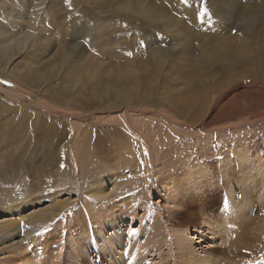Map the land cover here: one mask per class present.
<instances>
[{"label":"rangeland","instance_id":"1","mask_svg":"<svg viewBox=\"0 0 264 264\" xmlns=\"http://www.w3.org/2000/svg\"><path fill=\"white\" fill-rule=\"evenodd\" d=\"M13 1L0 0V264H264V0H50L39 25L36 0L21 17ZM85 130L129 140V157L93 160ZM96 182L109 197L87 193ZM132 191L136 217L109 225L99 203ZM51 232L59 259L26 246Z\"/></svg>","mask_w":264,"mask_h":264},{"label":"bare ground","instance_id":"2","mask_svg":"<svg viewBox=\"0 0 264 264\" xmlns=\"http://www.w3.org/2000/svg\"><path fill=\"white\" fill-rule=\"evenodd\" d=\"M25 1L26 0H14L12 3H11V6H10V10L11 11H15L18 13V17H21L23 15V12L25 11ZM37 3L39 4L38 6H34V8L31 9L30 11V19L34 22L35 25H39L40 22H42L43 20L46 19L47 15H46V12H45V8H44V5L45 3H48L50 0H36ZM51 6V5H50ZM49 8V7H48ZM47 10V9H46ZM258 11H263V8H259ZM1 13L3 14V11L1 10ZM31 29L33 30V27H31ZM27 37L24 38V41H22L21 39L19 40H11V42H8L6 43L4 46H3V51H8V50H11V49H14L16 47H19V44L22 46L23 44H27L26 41H27ZM13 41L15 43H13ZM259 67V66H258ZM256 98L259 99L258 95H255ZM251 98V97H250ZM252 99V98H251ZM254 100V99H253ZM203 101V100H202ZM261 102V101H260ZM256 107V106H255ZM99 109V108H98ZM102 109V108H101ZM35 115V114H34ZM23 116V115H22ZM29 116V115H28ZM218 116V115H217ZM37 117V116H36ZM24 118V117H22ZM32 119V117H31ZM29 120V119H28ZM33 120V119H32ZM36 120V118H35ZM37 122V121H36ZM186 122V121H184ZM19 124V123H18ZM23 124V123H22ZM32 124V122H31ZM24 125V124H23ZM189 125V124H188ZM21 126V125H20ZM27 127V126H26ZM36 128V127H35ZM52 129V128H51ZM30 130V129H29ZM39 130V129H38ZM21 131V130H20ZM37 131V130H36ZM43 131V130H42ZM26 132V130H25ZM54 132V131H53ZM28 133V132H27ZM31 133V132H30ZM81 133V137L79 139V143H82L84 144L85 146V149H82L84 152L85 150L90 146L91 148H94V152L91 156L93 157V160H96L97 159V152L100 148H107V149H104V153H102V155L104 157H106L107 160H109L110 158H112L113 156L115 157H118L121 161H123V159L125 158H128L129 157V147H128V141H126V147H123L121 146V144H118L116 141H113V140H108V139H104V138H101L102 136H100V134H97V133H93L92 135H89V132L87 130L83 131V132H79ZM47 134V133H46ZM28 136V135H27ZM95 137H100L99 139H94ZM109 137V136H108ZM28 138V137H27ZM93 138V139H92ZM117 138V136H116ZM59 139V138H58ZM120 139V138H119ZM118 140V139H117ZM120 142V141H119ZM122 148H124L126 150V154L124 153V151L122 150ZM87 151V150H86ZM121 151V152H120ZM123 151V152H122ZM132 153H135V151H132ZM132 155V154H131ZM136 155V154H135ZM85 156L90 160V155L89 153H86ZM132 157V156H131ZM134 158V157H133ZM237 160H242V159H237ZM222 164H221V168H226V165H228L227 162L225 161H221ZM236 162V160H235ZM246 157L244 158V163L243 166L241 167V177L239 179V181L237 182V184L239 185V187L243 190V193L244 194H248V191H249V187L250 185L247 184L246 181H251L252 179V176H253V170L250 169L249 165L246 164ZM237 163V162H236ZM259 164V163H258ZM262 167V165L259 164L258 168L260 169ZM110 168V166H109ZM204 168V167H203ZM201 173V172H199ZM109 174V173H107ZM203 174H205V169H204V172H202V175L199 177V179L197 181H194V183H196L195 185H198L200 184V179H202L203 177ZM104 177V175L102 176ZM113 177V176H112ZM97 178V177H96ZM102 180L104 178H101ZM146 181V180H145ZM102 185V182H96V183H93L92 185H90V187H88L87 189V193L89 195H101V198H107L109 197L105 191V189H103V187L101 186ZM214 185V188H215V184ZM237 185V186H238ZM143 186V185H142ZM145 188H146V185H145ZM200 187H198L199 189ZM144 189V188H143ZM219 188L216 187L214 190L211 191V195L210 196H214V194H217L219 192L218 190ZM147 191V189H146ZM133 192V193H132ZM128 194H125V195H121V193L119 194V199L117 200L119 203L123 204L122 207H116L115 209H111L108 207V205H103L104 203L101 202L99 203L100 205V208H103V206H106V210H111L112 211V214L110 216H106L105 219L106 221L109 222V225H112V224H119L121 223V220L124 219V216L125 217H130V215L135 218L136 217V209H137V205H136V202H140V199L137 198V191H132ZM144 192H145V189H144ZM148 194L146 193L145 194V197L147 196ZM51 196H54V200H55V196H56V193H53ZM54 203H59V201H53ZM30 204V201L29 200H25L24 199V202L20 203L19 205L16 206V209L19 210L21 209L22 207H27L28 205ZM251 204V203H249ZM110 205V204H109ZM120 205V204H119ZM118 205V206H119ZM243 207V204H237L233 209L231 208H226L225 210V213H233L231 216H234L232 219H231V222L234 223L236 221V217H235V214L238 216V214L240 213V211L238 210L239 207ZM245 206V205H244ZM250 206V205H249ZM9 211L6 210V212L4 213H8ZM68 214V213H67ZM66 216V215H65ZM123 216V217H121ZM54 217V216H53ZM70 218V217H69ZM72 219V217H71ZM76 219V218H75ZM77 221L73 220L71 221L70 225L68 226L69 228H77ZM238 224V223H237ZM4 226V225H3ZM107 228V227H106ZM81 230V229H80ZM105 230V227L103 226L102 228H100L98 230V233L99 234H102ZM235 230H236V233L238 235H234L236 237V239L238 238V236H241L240 235V229L238 227V225L235 226ZM14 234V233H13ZM48 234V233H47ZM25 234H22L20 236V239L23 240ZM63 237V236H62ZM57 236L53 235V233H49L48 236H42L38 239H33L29 242V244H27L26 246H29V248H33V247H38L37 249L40 251L39 253V256H41L42 258V255H45L44 258H46L47 260L51 259V258H54V260H57L60 258V255H61V248L62 246L58 245L57 242H55ZM64 239L67 241V243L69 245L72 246V248H74V244H72L73 242H75V240L73 238H70V236H65L64 235ZM64 240V241H65ZM100 240V239H98ZM100 242V241H99ZM235 243H233L232 245H234ZM40 245V246H39ZM34 249V248H33ZM36 250V249H35ZM228 254H232V248H231V252L227 251ZM37 259V258H36ZM45 259V260H46ZM51 261V260H50ZM25 262V261H24ZM47 262V261H46ZM53 262V261H52ZM49 263V262H48ZM24 264V263H22ZM25 264H37V260L34 261V260H29L27 261Z\"/></svg>","mask_w":264,"mask_h":264}]
</instances>
